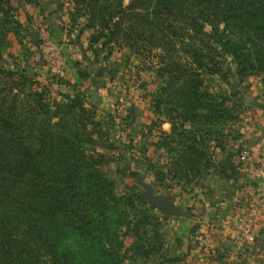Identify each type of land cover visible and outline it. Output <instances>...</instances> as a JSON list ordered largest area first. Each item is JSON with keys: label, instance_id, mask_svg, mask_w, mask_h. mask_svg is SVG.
Listing matches in <instances>:
<instances>
[{"label": "rangeland", "instance_id": "rangeland-1", "mask_svg": "<svg viewBox=\"0 0 264 264\" xmlns=\"http://www.w3.org/2000/svg\"><path fill=\"white\" fill-rule=\"evenodd\" d=\"M22 5L21 0H9L5 21L0 15V31H5L0 67L24 68L47 97L60 100V95L84 93L79 117H86L95 102L92 124L84 128L93 141L81 144L103 156L97 168L111 183V191L134 193L141 200L150 187L155 195L169 198L173 209L187 214L164 215L148 203L130 208L118 202L119 219L104 223L105 249L116 254L110 264L264 263V242L243 240L244 245H260L263 253L235 258L216 238L219 215L226 218L232 213L227 206L233 197L231 208L241 205L237 192L248 182L257 156L259 142L252 137H264L259 123L264 119V88H252L257 78L264 82V62L238 61L230 53L220 56L219 69L201 71L200 76L221 110L214 123L189 121L179 110L169 111L172 105L159 97L166 80L159 74L163 50L153 45L140 48L124 31L110 35L103 27L116 10V0H36L31 5L44 20L36 14L37 21L31 20L26 13L27 24L17 17ZM238 65L243 67L240 72ZM234 228L245 239L242 222ZM107 236L111 244L105 242ZM115 241L117 250L112 246ZM77 243L61 242V258L70 264H109ZM139 243V252H133Z\"/></svg>", "mask_w": 264, "mask_h": 264}, {"label": "trees", "instance_id": "trees-1", "mask_svg": "<svg viewBox=\"0 0 264 264\" xmlns=\"http://www.w3.org/2000/svg\"><path fill=\"white\" fill-rule=\"evenodd\" d=\"M8 5L0 0L2 17ZM115 9L103 27L110 35L124 31L140 48L163 50L159 74L166 80L159 97L183 119L214 123L221 107L200 72L218 70L220 56L264 62V0H116ZM42 89L24 68L0 67V264H70L58 251L68 239L110 264L116 254L105 249L104 223L119 219L118 202L145 206L140 195H115L97 168L103 156L81 144L93 141L84 128L92 124L95 102L83 118L84 93L58 100Z\"/></svg>", "mask_w": 264, "mask_h": 264}, {"label": "crops", "instance_id": "crops-1", "mask_svg": "<svg viewBox=\"0 0 264 264\" xmlns=\"http://www.w3.org/2000/svg\"><path fill=\"white\" fill-rule=\"evenodd\" d=\"M22 5V9H19V15H17L18 20L19 21H25V23L27 24L29 19H25L24 16H26L27 13V17L32 16L33 19L31 20H35L37 21V19H34L33 16H35V14L37 15V18L40 20H44L41 18V14L39 12V9H34V7L30 4V3H26L23 0H21ZM25 12V14H24ZM48 15H46L47 17ZM30 20V21H31ZM252 88H264V82H262L261 79L257 78V81L254 83V86ZM251 96L254 94L256 95V93H250ZM254 99V97L252 98ZM251 99V100H252ZM260 125L264 126V119L261 118V120H259ZM256 137H252L253 142H259L256 144V148L257 151H255V154L257 155L255 159H253V163L250 166V170L249 172H251L249 174V179L247 178L246 180H248L247 183H245L247 186V188L250 191V197L252 199H262L264 200V137L259 138V136L257 137L258 139H254ZM258 153V154H257ZM243 187V186H242ZM241 187V188H242ZM232 203L234 202V197L233 200L231 201ZM229 204V206H227L229 208V211H231L232 213L229 214L226 218H224L223 216L219 215L218 217V229L216 230L217 233V240L219 242V245H226L228 252L233 255L236 256H240V254L244 255L245 257H247V255L252 256L253 254L257 253V255H262L263 252L260 245L259 247L258 244H253V246L251 245H244L242 244V241L245 240L243 239V237H241V235L237 234L238 231H235L236 229L234 228V226L236 224H240V222H242L243 217L245 216V209H242L241 207L237 210H235L234 208H231V206L233 205ZM234 209V210H233ZM235 211V213L233 212ZM233 214V215H232ZM231 221V222H230ZM231 225V226H230ZM256 234H255V239L252 242H248V243H253L255 241H258L259 244L262 242H264V226L262 227L261 230H256ZM239 233V232H238ZM244 236V233H243ZM245 238V237H244ZM264 244V243H263ZM181 247V246H180ZM244 248V250H243ZM178 251V248L176 249ZM264 264V263H262Z\"/></svg>", "mask_w": 264, "mask_h": 264}, {"label": "built area", "instance_id": "built-area-1", "mask_svg": "<svg viewBox=\"0 0 264 264\" xmlns=\"http://www.w3.org/2000/svg\"><path fill=\"white\" fill-rule=\"evenodd\" d=\"M242 198L239 208L245 209V216L242 220L244 237L247 242L255 239L256 230H261L264 226V200L252 199L247 186H243L237 192Z\"/></svg>", "mask_w": 264, "mask_h": 264}, {"label": "water", "instance_id": "water-1", "mask_svg": "<svg viewBox=\"0 0 264 264\" xmlns=\"http://www.w3.org/2000/svg\"><path fill=\"white\" fill-rule=\"evenodd\" d=\"M141 201L143 203H148L151 207L158 208L164 215H187L183 211L173 209L172 202L169 198L160 195H155L150 187H147V189L142 193Z\"/></svg>", "mask_w": 264, "mask_h": 264}]
</instances>
